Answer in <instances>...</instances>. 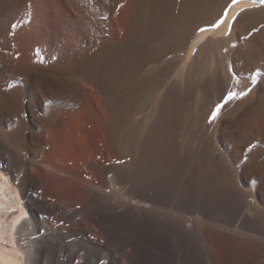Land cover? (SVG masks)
I'll list each match as a JSON object with an SVG mask.
<instances>
[{
	"label": "bare ground",
	"instance_id": "6f19581e",
	"mask_svg": "<svg viewBox=\"0 0 264 264\" xmlns=\"http://www.w3.org/2000/svg\"><path fill=\"white\" fill-rule=\"evenodd\" d=\"M260 138L262 0H0V264H264Z\"/></svg>",
	"mask_w": 264,
	"mask_h": 264
},
{
	"label": "rangeland",
	"instance_id": "374dc122",
	"mask_svg": "<svg viewBox=\"0 0 264 264\" xmlns=\"http://www.w3.org/2000/svg\"><path fill=\"white\" fill-rule=\"evenodd\" d=\"M223 120H228V117L224 116ZM261 139L262 138H260V140L258 139L259 141H257V144L259 142L258 147L264 148V138ZM219 140L221 139L219 138ZM216 145L217 149L221 152L224 153L225 151V155L228 157V163L232 166L235 165V162L238 164L245 158L244 154L246 155V151L244 150L242 153L238 152L237 154L235 147H233V142L231 141H217ZM239 157L243 158L240 160ZM247 185L245 186L246 190L251 188L250 183ZM66 229L68 230L67 226L64 227V230ZM126 236L127 234L125 232L121 234V237ZM129 237H131V231L129 232ZM63 241L65 242V247L62 251H58L55 253L56 256L54 255V257H51V259L48 260H45L44 257H42L38 264H126L125 262L128 261L125 256L126 247L124 243H119L118 240L112 243H97L96 254L92 252L90 244L91 238L86 233H81L79 235L66 233ZM166 245L167 243L161 240L158 236L149 239L142 238V247L137 249V251L145 257L150 256L151 258V253L157 258L166 257ZM32 258L33 257H31V259Z\"/></svg>",
	"mask_w": 264,
	"mask_h": 264
},
{
	"label": "snow or ice",
	"instance_id": "6c2138e0",
	"mask_svg": "<svg viewBox=\"0 0 264 264\" xmlns=\"http://www.w3.org/2000/svg\"><path fill=\"white\" fill-rule=\"evenodd\" d=\"M262 2H264V0H262ZM242 95H243V93H242ZM231 97H232V94L229 95V99H231ZM219 107L220 106H217L216 112L213 113V118H215L216 113L219 111Z\"/></svg>",
	"mask_w": 264,
	"mask_h": 264
}]
</instances>
